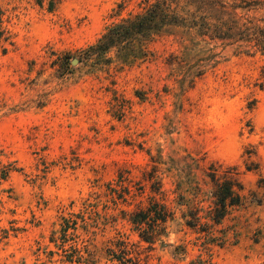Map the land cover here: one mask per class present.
Returning a JSON list of instances; mask_svg holds the SVG:
<instances>
[{
	"label": "rangeland",
	"instance_id": "374dc122",
	"mask_svg": "<svg viewBox=\"0 0 264 264\" xmlns=\"http://www.w3.org/2000/svg\"><path fill=\"white\" fill-rule=\"evenodd\" d=\"M157 1L0 0V264H264V52L174 26L87 56Z\"/></svg>",
	"mask_w": 264,
	"mask_h": 264
},
{
	"label": "trees",
	"instance_id": "16d2710c",
	"mask_svg": "<svg viewBox=\"0 0 264 264\" xmlns=\"http://www.w3.org/2000/svg\"><path fill=\"white\" fill-rule=\"evenodd\" d=\"M172 1L158 0L147 8L145 14L114 26L96 46L87 51V56L100 58L112 47L126 40L134 41L136 36H142L145 41L150 40L174 26L195 27L202 35L208 34L234 43L242 42L247 47L264 52V16L255 20L246 18L247 14H245L242 21L241 18L237 19L236 13L237 10L246 12L264 9V0H241L239 5L231 4L229 0H194L188 2V5L197 10L195 13L189 10L187 16L178 15L176 10L172 9ZM218 15L233 16L236 20L228 26L223 19L216 18ZM211 177L215 184L216 197L212 219L220 223L226 217L230 207L241 204L242 197L237 193L235 189L237 184L232 179L219 181L215 176ZM169 219H172V214L166 206L152 203L148 208L132 213L130 221L139 232L141 239L153 244L165 233V225ZM188 225L193 226L192 221L188 222Z\"/></svg>",
	"mask_w": 264,
	"mask_h": 264
}]
</instances>
